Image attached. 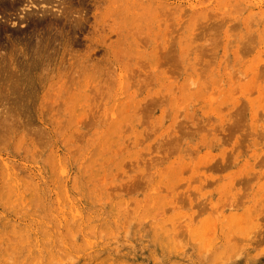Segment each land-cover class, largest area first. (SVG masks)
<instances>
[{
    "label": "rangeland",
    "instance_id": "rangeland-1",
    "mask_svg": "<svg viewBox=\"0 0 264 264\" xmlns=\"http://www.w3.org/2000/svg\"><path fill=\"white\" fill-rule=\"evenodd\" d=\"M262 64L264 0H0V264H264Z\"/></svg>",
    "mask_w": 264,
    "mask_h": 264
},
{
    "label": "bare ground",
    "instance_id": "bare-ground-1",
    "mask_svg": "<svg viewBox=\"0 0 264 264\" xmlns=\"http://www.w3.org/2000/svg\"><path fill=\"white\" fill-rule=\"evenodd\" d=\"M5 1V0H4ZM10 6V5H9ZM133 7V6H132ZM183 9V8H182ZM158 12V11H157ZM166 12H168V11H166ZM61 13V12H60ZM216 13V12H215ZM56 14V13H55ZM159 14V13H158ZM168 14V13H167ZM160 15V14H159ZM162 15V14H161ZM164 15V14H163ZM215 15V14H214ZM60 17V16H59ZM160 17V16H159ZM181 17V16H180ZM167 18V17H166ZM207 18V17H206ZM210 18V17H209ZM170 19V18H169ZM178 19V18H177ZM179 21V20H178ZM203 21H205V20H203ZM202 21V22H203ZM170 22V21H169ZM183 23V22H182ZM204 23V22H203ZM168 25V24H167ZM181 26V25H180ZM179 26V28L178 29H180L181 27ZM160 27V26H159ZM168 28V27H167ZM196 28V27H195ZM158 29H160V28H158ZM168 30V29H167ZM174 31V30H173ZM174 32H176V31H174ZM159 34V33H158ZM179 34H180V32H179ZM182 34V33H181ZM195 34H196V32H195ZM197 34H199L198 32H197ZM197 36V35H196ZM120 38V37H119ZM198 37H196V38H194V39H197ZM204 39V38H203ZM213 39V38H212ZM212 39H211V41H212ZM147 40V39H146ZM145 40V41H146ZM156 40V39H155ZM209 40V39H208ZM182 41V40H181ZM214 41H215V39H214ZM216 41H218V40H216ZM37 42V41H36ZM156 42V41H155ZM210 42V41H209ZM158 43V42H157ZM211 43V42H210ZM206 44H208V43H206ZM216 44V43H215ZM210 45V44H209ZM159 46V45H158ZM195 47H196V45H195ZM163 48H165V47H163ZM157 49H158V47H157ZM194 49V48H193ZM196 49V48H195ZM204 49V48H203ZM203 51V50H202ZM209 51V50H208ZM141 53V52H140ZM158 53V52H157ZM189 53V52H188ZM187 53V54H188ZM197 54V53H196ZM201 56V55H200ZM204 57V56H203ZM34 58V57H33ZM200 58V57H199ZM142 61V60H141ZM199 63V62H198ZM231 63V62H230ZM147 64V63H146ZM143 65H144V63H143ZM159 65V64H158ZM201 65V64H200ZM262 65H264V64H262ZM160 66V65H159ZM187 68V67H186ZM202 69V68H201ZM204 70V69H203ZM23 71V70H22ZM167 72V71H166ZM149 74H150V72H149ZM199 74V73H198ZM129 75V74H128ZM140 77V76H139ZM145 77V76H144ZM200 77V76H199ZM142 78H143V76H142ZM141 78V79H142ZM201 78V77H200ZM199 78V79H200ZM132 79V78H131ZM145 80H146V78H144ZM143 79V80H144ZM144 80V81H145ZM194 83V82H193ZM192 83V84H193ZM26 84V83H25ZM139 87V86H138ZM190 88V87H189ZM191 88H192V86H191ZM23 90V89H22ZM7 94V93H6ZM29 95V94H28ZM3 98V97H2ZM25 98V97H24ZM60 103V102H59ZM153 103V102H152ZM58 105V104H57ZM60 105V104H59ZM212 110V109H211ZM64 115V114H63ZM113 116V115H112ZM10 117V116H9ZM15 119V118H14ZM64 119V118H63ZM10 122V121H9ZM12 125V124H11ZM12 127V126H11ZM18 128V127H17ZM37 144V143H36ZM37 146V145H36ZM36 149V148H35ZM34 153V152H33ZM149 172V171H148ZM148 174V173H147ZM174 206V205H173ZM156 231V230H155ZM171 232V231H170ZM173 234V233H172ZM13 239V238H12ZM14 240V239H13ZM6 247V246H5ZM7 247H8V245H7ZM7 250H8V248H7ZM10 250V249H9ZM11 250H13V249H11ZM9 255V254H8ZM10 259V258H9Z\"/></svg>",
    "mask_w": 264,
    "mask_h": 264
}]
</instances>
